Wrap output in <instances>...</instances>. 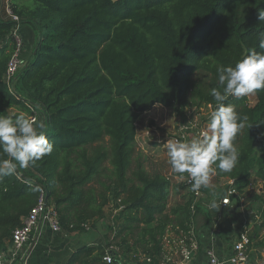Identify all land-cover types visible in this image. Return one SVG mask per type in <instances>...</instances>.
Listing matches in <instances>:
<instances>
[{
    "label": "trees",
    "instance_id": "trees-1",
    "mask_svg": "<svg viewBox=\"0 0 264 264\" xmlns=\"http://www.w3.org/2000/svg\"><path fill=\"white\" fill-rule=\"evenodd\" d=\"M9 6L36 42L9 89L4 76L16 49L15 23L0 13V115L35 112L54 148L0 179V249L42 189L67 232L103 221L111 202L116 211L109 242L78 249L70 264H104L105 253H115L110 247L116 256L156 262L168 233L189 236L193 195L168 209L172 185L146 169V156L135 148L136 121L156 104L176 115L205 106L213 112L217 68L264 52L258 19L264 0H9ZM225 104L248 119L234 141L236 168L214 175L242 192L264 135V90ZM255 163L263 178L264 154ZM259 216L264 227V205Z\"/></svg>",
    "mask_w": 264,
    "mask_h": 264
},
{
    "label": "crops",
    "instance_id": "crops-1",
    "mask_svg": "<svg viewBox=\"0 0 264 264\" xmlns=\"http://www.w3.org/2000/svg\"><path fill=\"white\" fill-rule=\"evenodd\" d=\"M29 41L30 51H21L20 55L23 66L29 60V53L36 42L34 34L29 36ZM211 112V108L205 106L199 110L189 109L182 115H176L171 109L156 104L150 111L143 113L137 119L135 137V142L139 145L137 149L144 154L156 152L161 157L160 162L155 159L157 170L170 180L172 186L185 185V173L181 177V174L173 172L168 162L169 158L164 146L169 137L168 134H175L181 125L188 123H196L208 130ZM192 139L199 138L192 133L188 141ZM262 144H264V135L260 134L256 145L258 156L264 154ZM256 171L255 163L252 166L248 186L242 192L235 189L236 193L229 196L230 204L227 207H223L220 200L228 196L227 191L234 187L233 183L231 180L216 178L213 174L210 186L208 188L201 187L198 195L193 197L194 211L189 236L179 237V235L168 233L166 237L168 241H165L163 246V256H172L173 261L179 264H205L206 252L211 248L217 257L224 259L231 252L232 243L239 227L245 223L249 230L250 248L255 257V260L253 259L250 264H264V227L261 226L259 216V209L264 205V186L262 185L263 178ZM184 190L177 192L178 203L183 202L188 193H191L187 186ZM214 201L220 207L211 208L210 205ZM111 211L110 220L116 215L113 210ZM103 222L104 220H101L93 226L87 225L83 230L76 232H67L63 229L60 232H53L47 224H42L39 231L35 233L32 242L15 259H11L9 253L10 241L5 242L0 250L4 253L9 264H70L78 249L88 246H104L109 242L111 236L109 239L106 238L108 230ZM180 238L184 240L182 246ZM180 247L192 250V258L189 262L182 260ZM133 257L137 259L138 254H134ZM117 261L119 264H139L138 259L135 261L121 255L115 257L114 264H117Z\"/></svg>",
    "mask_w": 264,
    "mask_h": 264
},
{
    "label": "clouds",
    "instance_id": "clouds-1",
    "mask_svg": "<svg viewBox=\"0 0 264 264\" xmlns=\"http://www.w3.org/2000/svg\"><path fill=\"white\" fill-rule=\"evenodd\" d=\"M258 19L264 21V10H259ZM259 47L264 49V33H261ZM217 74L218 86L210 91L217 107L211 112L208 130L202 133V138L164 143L173 172L181 177L187 173L195 192L201 187L208 188L217 170L231 173L238 164L240 154L234 141L248 118L225 101L230 96L241 98L264 90V52L253 51L234 67L220 66ZM53 148L54 143L46 136L43 122L37 123L24 114L14 119L0 115V179L15 175L18 167L34 166L50 155ZM210 207L216 209L220 205L214 201ZM106 259L111 264V258Z\"/></svg>",
    "mask_w": 264,
    "mask_h": 264
},
{
    "label": "built area",
    "instance_id": "built-area-1",
    "mask_svg": "<svg viewBox=\"0 0 264 264\" xmlns=\"http://www.w3.org/2000/svg\"><path fill=\"white\" fill-rule=\"evenodd\" d=\"M0 4L3 6L4 9L3 11L5 12V18L15 23L13 36L16 39V49L7 63L6 72L4 76L7 86L9 87V89H11L12 79L15 76L20 65L19 54L17 53L22 43L17 35L20 27V20L19 17L15 15L10 9L9 0H0ZM28 119L35 120L38 123V117L35 114V112H33V114L29 116ZM206 131H207L206 129L198 126L196 123H188L181 125L178 128L177 132L167 140H173V141L181 140L187 142L192 133H194L198 138H202V133ZM184 182L185 185L188 188H190L191 193H194L193 197H196L199 192H195L192 190V186H191L192 181L187 173H185ZM262 185L264 186V177L262 179ZM235 193L236 190L234 187L229 188L227 191L228 196L221 198L220 204L223 207L229 206L230 204L229 196ZM191 211L193 213L194 204H192L191 206ZM114 213H116V211ZM42 224H47V226L53 232L61 231V226L59 223L57 213L53 206L46 204L44 190L40 189V193L36 204L33 206L30 212L25 217L22 218L21 224L18 227H16L11 234V239H10L11 249L9 250L11 259H15L19 255V253L32 242L35 233L39 231V227ZM84 228H86V226H84ZM166 237L164 239V242L168 241ZM179 241H181L180 245L182 246V243L184 241L183 238H180ZM250 243L251 241L249 236V230L246 227L245 223H243L239 227L238 232L233 240L230 254L226 258L221 259L217 257L213 249L210 248L206 252L207 260L205 264H250L253 259L255 260V257L252 254V250L250 248ZM115 249L116 248L110 247V250H113V252H115L114 255L113 253L111 254V252L108 251L105 253V255L102 258L104 264H109L108 259H106L107 257H110L111 264H114V260L117 253L116 251H118L117 249L115 251ZM180 253L182 255L183 261L189 262L191 260L192 250L188 249L187 247H182ZM137 259L139 261V264H179L173 261L172 256H168V255L160 257L156 262L150 256L140 255V254H138ZM0 264H9L5 258L4 253L1 250H0Z\"/></svg>",
    "mask_w": 264,
    "mask_h": 264
},
{
    "label": "rangeland",
    "instance_id": "rangeland-1",
    "mask_svg": "<svg viewBox=\"0 0 264 264\" xmlns=\"http://www.w3.org/2000/svg\"><path fill=\"white\" fill-rule=\"evenodd\" d=\"M4 9H3V6L0 4V13H2V16H4L5 17V12L3 11ZM33 32V33H32ZM35 35V32L31 29V27H29V26H27V25H25V24H22L20 27H19V31H18V33H17V35H18V37H19V39L21 40V47H20V49L18 50V54H19V59H20V65H19V69L23 66L22 65V57L20 58V55H21V51H24V50H28V51H30V49H29V45H30V41H29V36L30 35ZM35 38H36V35H35ZM23 46H24V48H23ZM22 48H23V50H22ZM29 55H30V53H29ZM29 57V56H28ZM18 69V70H19ZM14 89L15 90H17L19 93H21V89H20V87H17L16 85H14ZM38 116H40V114L38 115ZM206 117H207V115H206ZM206 117H205V121H206V123L208 122L207 121V119H206ZM174 133H172V134H168V138H170L172 135H173ZM167 139V138H166ZM135 148H136V151L137 152H140V153H142L141 151H139L137 148H139V145L138 144H136V142H135ZM142 154H144V153H142ZM145 156H146V158H147V160L145 161V167H146V169L148 170V171H150V172H153V171H155V170H157V164L155 163V159H158L159 160V162H160V156H158V154L155 152V153H150V154H144ZM256 157H258V153L257 154H255V157H254V160H253V166H254V162L256 161ZM158 171V170H157ZM204 188V187H203ZM178 190H180V191H183V190H181V189H177V187L176 186H172L171 187V193H170V196H169V201H168V205H169V208H171V207H173L175 204H177L178 203V196L179 195H177V192H178ZM185 192H186V190H184ZM191 195H194V193H191ZM111 210H113L114 211V209L112 208V202L110 203V206H108L106 209H105V217H104V224H105V226H106V228H107V230H108V226L109 225H111V220H110V215L112 214V211ZM115 212V211H114ZM93 225H95V223L94 224H92L91 226H93ZM83 230V229H82ZM106 238L107 239H109L110 238V231L108 230V235L106 234ZM115 251H116V249H115ZM117 252V251H116ZM118 254V253H117ZM135 261L137 260V259H134Z\"/></svg>",
    "mask_w": 264,
    "mask_h": 264
}]
</instances>
